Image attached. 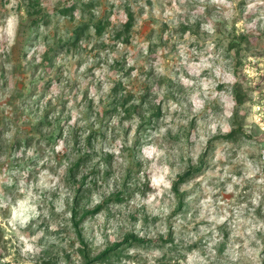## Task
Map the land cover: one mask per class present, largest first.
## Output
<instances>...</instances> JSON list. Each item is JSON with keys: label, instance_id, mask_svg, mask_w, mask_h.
I'll return each mask as SVG.
<instances>
[{"label": "rangeland", "instance_id": "1", "mask_svg": "<svg viewBox=\"0 0 264 264\" xmlns=\"http://www.w3.org/2000/svg\"><path fill=\"white\" fill-rule=\"evenodd\" d=\"M85 1L0 0L1 263L264 264V0ZM236 83L251 137L229 142Z\"/></svg>", "mask_w": 264, "mask_h": 264}, {"label": "trees", "instance_id": "2", "mask_svg": "<svg viewBox=\"0 0 264 264\" xmlns=\"http://www.w3.org/2000/svg\"><path fill=\"white\" fill-rule=\"evenodd\" d=\"M87 2L85 0H80V4H76V2L74 4H72L71 6H67L63 9H60V10H56V14L59 15V16H63L64 18L66 16H69L70 14H72L75 10H77L78 8L77 7H80V9H84L86 8L87 6ZM130 17L128 19V21L125 23L124 25V30H118L116 31L113 35H112V38L115 39V40H120L122 39V41H127L128 38H124L126 37V35L129 34V32L131 31L130 29L133 27V20H134V17H133V14L130 12L129 13ZM48 19V15L46 14L45 16H41V17H37L36 19L34 18L32 21H31V26L32 27H36V26H47V24L49 23V20ZM105 20H99L97 22H93L92 24H90L89 22H82L77 28H76V31L74 32V35L72 36V42L74 45L78 44V42L83 38L84 34L90 30L91 26H93L95 28V31L98 33V34H102L106 28H107V24H104ZM124 31H126L124 33ZM64 45V44H63ZM231 48L232 49H236L237 53L239 54V51L242 47V45H245L247 46V48H249L250 46V43H249V40H248V37L246 35H241L238 37V42H232L231 44ZM52 56H48L47 59L48 60H51ZM240 65H243L242 62H239ZM129 71V70H128ZM125 86L121 83V82H118L115 86H114V90L116 92H122V91H125ZM234 100H235V103H236V110H235V113H234V118L237 122L236 125H234V127L232 128V130L230 131L231 133L227 134L226 136H224L222 139L223 140H226V141H229V142H233L235 140H237L238 137H241V136H247L248 138H250L251 136L247 135L246 132H245V128H244V124L242 122L239 121V119L241 118L240 115H239V110L241 108H243V106L251 99L250 97V91L245 89L244 86L241 84V83H236L234 85ZM124 95V94H123ZM121 95L120 98L118 100H115L114 102V105L119 106V105H123L125 106L128 101H130L129 99H132L134 96L133 94L130 92L128 94H125V96ZM147 95L148 93H145L142 97V100L146 99L147 98ZM114 108V111H117V108ZM154 117L158 118L159 115H156L154 114ZM100 134V133H99ZM212 141H210L206 147V150L204 152V155H203V158L201 160V163L196 166V167H193V168H190L188 169L187 171H185L183 174H181L180 176H178V178L176 179V181L174 182L173 184V191L178 194V195H181L179 193V188L181 187V185L189 182L191 179H193V177L202 172L203 170V166L207 163L206 162V159L207 157L209 156L211 150H212ZM84 159V158H83ZM74 169L73 168L71 170V172H74ZM84 186V183L80 185L79 187V190L81 187ZM116 202H121L122 199L119 198V196L117 198H115ZM107 202H110V201H107ZM105 202V203H107ZM77 201H76V205H77ZM76 207L73 209V220L76 221V218H77V214H76ZM90 214H85L82 219L79 220V222H75L77 225L86 217H88V215H94L96 214V211H93V212H89ZM132 242L134 243H138V244H147L148 242H146V240H142V239H139L137 236L135 235H129L125 238L124 242L122 243H118V244H115L114 246L110 247V248H107L99 257L95 258L94 261H97V262H105V261H108L109 259H111V257H119L121 255V252H120V249L122 247V245L126 244L127 248L128 246H132ZM164 244H168V243H172L171 240H165L163 242ZM93 261V260H92ZM0 264L1 263V259H0ZM43 264H51L49 262H45Z\"/></svg>", "mask_w": 264, "mask_h": 264}, {"label": "built area", "instance_id": "3", "mask_svg": "<svg viewBox=\"0 0 264 264\" xmlns=\"http://www.w3.org/2000/svg\"><path fill=\"white\" fill-rule=\"evenodd\" d=\"M262 156H263V154H262Z\"/></svg>", "mask_w": 264, "mask_h": 264}]
</instances>
